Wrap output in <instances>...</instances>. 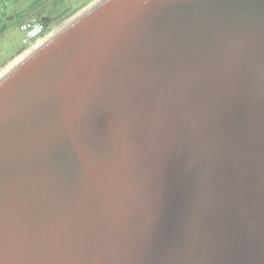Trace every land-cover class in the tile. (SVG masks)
<instances>
[{
    "label": "water",
    "instance_id": "water-1",
    "mask_svg": "<svg viewBox=\"0 0 264 264\" xmlns=\"http://www.w3.org/2000/svg\"><path fill=\"white\" fill-rule=\"evenodd\" d=\"M0 264H264V0H97L3 74Z\"/></svg>",
    "mask_w": 264,
    "mask_h": 264
},
{
    "label": "rangeland",
    "instance_id": "rangeland-1",
    "mask_svg": "<svg viewBox=\"0 0 264 264\" xmlns=\"http://www.w3.org/2000/svg\"><path fill=\"white\" fill-rule=\"evenodd\" d=\"M96 1L0 0V77ZM43 19L46 25L43 36L31 45H24L21 25Z\"/></svg>",
    "mask_w": 264,
    "mask_h": 264
},
{
    "label": "built area",
    "instance_id": "built-area-1",
    "mask_svg": "<svg viewBox=\"0 0 264 264\" xmlns=\"http://www.w3.org/2000/svg\"><path fill=\"white\" fill-rule=\"evenodd\" d=\"M20 30L22 32V43L24 45H31L43 36L45 27L40 21L24 22Z\"/></svg>",
    "mask_w": 264,
    "mask_h": 264
},
{
    "label": "bare ground",
    "instance_id": "bare-ground-1",
    "mask_svg": "<svg viewBox=\"0 0 264 264\" xmlns=\"http://www.w3.org/2000/svg\"><path fill=\"white\" fill-rule=\"evenodd\" d=\"M30 51V50H29ZM23 56H25V55H23Z\"/></svg>",
    "mask_w": 264,
    "mask_h": 264
}]
</instances>
